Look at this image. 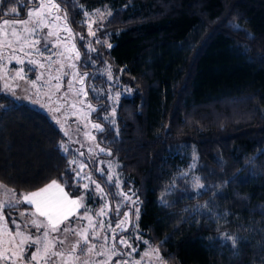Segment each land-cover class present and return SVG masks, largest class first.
Returning <instances> with one entry per match:
<instances>
[{
	"label": "trees",
	"instance_id": "16d2710c",
	"mask_svg": "<svg viewBox=\"0 0 264 264\" xmlns=\"http://www.w3.org/2000/svg\"><path fill=\"white\" fill-rule=\"evenodd\" d=\"M11 7L17 15L0 16V24L27 19L36 5L3 0L0 12ZM60 7L84 37L80 7L110 10L97 36L112 47L94 41L93 54L76 36L79 70L102 86L87 62L109 63L131 91L111 123L103 119L108 99H89L103 128L97 142L111 152L102 158L118 163L123 188L139 198L141 234L166 264H264V0H68ZM63 140L46 113L0 94V183L21 193L67 180L70 196L81 193ZM182 146L198 155L199 194L175 178ZM223 233L236 244L216 239Z\"/></svg>",
	"mask_w": 264,
	"mask_h": 264
},
{
	"label": "snow or ice",
	"instance_id": "6c2138e0",
	"mask_svg": "<svg viewBox=\"0 0 264 264\" xmlns=\"http://www.w3.org/2000/svg\"><path fill=\"white\" fill-rule=\"evenodd\" d=\"M3 0H0L2 3ZM36 7L30 10L27 13V16L30 18H36V22L32 27V31L30 36L34 35L37 32L43 31V28L48 27V23L45 21H49V23L55 24L56 21H63L65 29L68 33L71 34V28L67 25V13H64V16L61 17L58 15L60 10L61 3H68V0H60L59 3H56L55 0H49L47 7L49 9H55L56 12L49 11L48 13H43V9L45 8L42 0H33ZM73 5L75 6L76 0H72ZM96 14L99 15L101 22L103 21V13L97 9L95 10ZM12 15L15 17L17 15V9L15 7H11L8 9L7 13L0 12V16L3 15ZM81 14L85 17V20L82 21L88 28V35L95 36V32L92 31L91 25L95 23L94 20L91 19V16L81 9ZM111 15V13H109ZM29 23V20H19V19H2L3 25L9 24H22L26 25ZM234 27H238V25H233ZM100 30V29H97ZM5 35H9V33H4ZM10 35L16 37L17 43H30L33 49L36 48V45L39 44V39L35 41H30L28 38H21L17 35L16 31L13 30ZM54 33L49 31L46 36H52ZM79 37L80 40H84V36L79 33L75 34ZM250 35V34H249ZM57 39H60L59 37ZM99 39L96 40V43H101ZM7 46L11 47V42L6 41ZM55 47L54 43H50L45 39V45L43 50L36 49L38 54L43 55L44 52H50L52 48ZM84 47L88 52H93L95 49L91 47V42H87ZM108 48H111V44H107ZM73 50H75V45H72ZM17 51L24 52V48L21 47L19 49H13L12 55L16 59V63L19 66L17 69L13 70L10 76H0V79H3L5 82L0 85V91L12 95L15 97V89L7 82L9 78L15 80L17 78L25 80L27 74L25 73V69L23 65L27 63L28 72L35 73L37 71V65L40 68L44 67V64L36 61L34 59H21L16 55ZM25 56H30L31 52L24 53ZM80 58L79 51H75V59ZM51 59V56L48 57ZM71 59V57H69ZM0 60H3V54L0 53ZM70 67L72 69L76 68L75 64H71ZM110 67V66H109ZM121 71H123L121 69ZM67 75V74H66ZM88 73H79L73 72L71 74V79L68 81V89L62 94L60 99L67 97L68 93L72 91V80H75L77 76L80 77L79 83L81 85L80 92H82L85 96L87 95L84 92V80L87 78ZM108 79H112V74L110 71L107 73ZM43 79V73H40L35 79L31 80L30 83L35 88L36 95L40 94L41 89L35 87L37 81ZM55 79H59V77H55ZM18 86V85H17ZM55 90L59 91L61 88V84L57 83L55 86ZM95 91V89H93ZM130 91V89H129ZM48 95L49 101H52L51 93ZM120 95L119 92L115 94V98H118ZM31 99V97H28ZM35 103H39L38 100L33 101ZM54 103L59 104V100L53 101ZM43 107H49V110L52 112H59L61 110V106L51 108L49 105H42ZM70 107H75V104L70 105ZM87 107L91 111H96V109L92 106L91 103H88ZM112 115H115V108L112 109ZM56 119L55 116L52 117ZM104 120H108V117H103ZM59 123V121H56ZM110 123L112 121H109ZM93 128L103 131V128L100 124H93ZM68 135L67 132L64 133ZM71 139V137H69ZM95 139V137H92ZM83 147V145H81ZM61 150L67 156L69 149L68 147L61 142L60 144ZM77 151H79L77 149ZM92 149H89L91 152ZM100 151H105V149L101 148ZM111 155V152H108ZM80 156H83V152H79ZM196 157H194V160ZM70 167L69 171L73 173V185L72 187H81L82 189H88L89 184L85 183L80 185V180H89L94 187L91 189L93 196H96L99 193L98 199L104 201V207L100 208L99 211L95 213L97 217L106 216L107 211H111L116 218L115 227L112 226L111 219H109L107 229L105 230L104 222L101 220L99 224L95 223L93 217L89 215L92 212V209L87 207L84 203L83 194L78 193L75 197L70 196L68 191H65L64 185L67 184V180H64L63 176L61 180H64L62 184L57 179H52L49 183H46L43 187H40L33 191L21 192L17 193L15 189L8 188L7 185L0 183V189H3L2 196H0V221L3 223H7V218L3 215V210L5 208L11 210L15 209L21 204H26L31 209L28 211V216L30 217L29 221H24V230H21L20 222L17 221L16 218L12 219V224L15 226L14 230L10 228H2L0 229V261H6L8 264H17V262H24L25 257H27V264H78L81 261V256L88 257H103L104 259H93L89 261L88 259H84L82 264H111V261L115 257H120L121 259L116 260V264H129L128 259H124L125 257H131L134 253L139 251L138 246L133 247L132 243L129 239L125 238L122 233L127 231L125 227L126 224L129 223V215L130 208L126 210L123 214L120 209L124 207L126 204L131 206H135L139 203V198L137 197L135 200L132 199L135 196V192L129 190V192H123L122 190L116 191L113 193L114 197H120V201L114 205H110L107 201V194L104 193L100 184L96 183L95 180L91 179L90 175H82L83 169L86 166L83 162H79L74 159H70L68 161ZM77 164L79 170L71 168V165ZM195 167V163H193L189 170ZM101 176L104 178L105 182L114 189L119 188L118 177L117 182H113V178L111 175H105L102 169H97ZM188 175L187 172L181 173L182 178H186ZM175 187L174 183L172 188L166 189V192L171 191ZM191 187L193 190H197L199 194V190L205 188V185L201 183V179L198 176H194L192 178ZM161 202L166 203L163 199V195L161 196ZM200 207H207V205H203ZM83 208L84 211L81 213L80 209ZM107 210V211H106ZM199 210V209H198ZM24 212H20L19 216H24ZM134 215L136 219L139 218V207H135ZM40 217L44 219L41 220ZM83 221H87L86 225L79 226ZM63 225V228H61ZM79 226V227H78ZM31 227L36 230L38 234H31L27 232V229ZM135 227V226H133ZM119 229V232L116 231ZM42 230V231H41ZM91 230V240L89 238V231ZM100 230H104V235L101 238ZM54 233H64L70 234L74 237H78L72 244L71 251L67 254L63 251L56 250V245L59 244L61 248L64 245V240L60 239L57 236H52ZM7 236V239H4V236ZM117 236L120 238L117 240ZM51 237V238H50ZM222 239H226L231 241L232 245L236 244V237L230 236L227 233H224L221 237ZM102 239V243L97 248V244L92 241ZM133 240L140 241L146 246V250L140 252L139 259H135L132 261V264H152V261L159 260L161 264H163L162 257L159 252V246L153 248L147 240H142L139 234L132 237ZM109 240L111 243L109 244ZM6 245V247H5ZM117 245L120 247L118 248ZM124 249H128V251H124ZM79 250V252H78ZM56 258L53 260V258Z\"/></svg>",
	"mask_w": 264,
	"mask_h": 264
},
{
	"label": "rangeland",
	"instance_id": "374dc122",
	"mask_svg": "<svg viewBox=\"0 0 264 264\" xmlns=\"http://www.w3.org/2000/svg\"><path fill=\"white\" fill-rule=\"evenodd\" d=\"M42 2L45 5V8L43 9V13H48L49 11L56 12L55 9H49L47 7L49 0H42ZM35 7H32L30 10L34 9ZM80 9H83L86 11L90 16L91 19L95 21V23H92L91 28L92 31L95 32V36L88 35L84 37V40H81L83 45H85L87 42H91V47L95 49L92 53L94 54L96 52V48L93 45V42L97 39H99L101 44H104L107 47V44H110L107 39H101L97 36V33L99 30V24L101 23V20L99 18V15L96 14L95 10H88L85 7H80ZM29 10V11H30ZM103 13V20L109 15L110 10L107 7L99 9ZM58 15L61 17L64 16V11L60 7V10L58 12ZM83 16V15H82ZM25 20H29V23L26 25L22 24H9V25H3L0 24V53L3 54V60H0V76H10V74L13 72V70L17 69L19 66L16 63L15 57L12 55L13 49H19L21 47L24 48V52L17 51L16 55L19 56L21 59H34L36 61H39L44 64L43 68H40L37 65V71L35 73H29L28 72V65L25 63L23 65L25 69V73L27 74L26 79H11L9 78L7 82L11 84V86L15 89V97L12 95H8L2 91H0V94L6 95L18 102H22L24 104L29 105L32 108H35L37 110H40L44 113H46L51 121L54 123V125L61 131L64 140L63 143L68 147L69 152L68 156L70 159L77 160L79 162H83L86 166L83 169L82 175H90L92 180H95L96 183L100 184L101 188L103 189L104 193L107 194V201L110 205H114L120 201V197H114L113 193L109 194L106 190H104L102 182L97 181L94 178L93 171L101 176L100 172L97 169H102L105 173V175H111L113 178V182H117L118 177V183L119 188L115 189L116 191L122 190L123 192H129L130 189L125 190L122 186L123 180L122 175L119 173L118 168L119 165L116 162H113L109 159H104L102 156H109L107 150L104 147H101L97 142V134L101 131L95 129L92 127L94 123L92 120V115L95 111H91L87 105L90 102L89 96L91 95L94 99H100L101 97L105 96L108 99L109 103V111L104 115V117H108L107 121H114L116 118V110L118 106V101L122 97V95H131V91H129V88L126 85H123L113 74L112 68L109 63H105V65L102 68H99L97 65V62L93 60L92 58H89L88 65H91V69L95 70L96 77L101 78L103 80L102 86H99L97 83H94V78L89 77L91 76L90 73L84 80V92L87 93L85 96L82 92H80L81 85L79 83L80 77L77 76L75 80H72V91H70L67 95V97H64L63 99H60L62 94L68 89V81L71 79V74L75 72H80L79 70V62L80 59H75V51H79L77 44H76V35L71 29V34L68 33L65 29L64 22L56 21L55 24L49 23V21H45V23H48V27L43 28V31L37 32L34 35L30 36V33L32 31V27L36 22V18H30L28 17ZM85 20V17L83 16V21ZM68 27L69 24L67 22ZM86 26V25H85ZM87 28V26H86ZM15 30L17 35L19 37L28 38L30 41H35L36 39H39V44L36 45V48L33 49L31 47L30 43H17L16 37L10 35V33ZM52 31L54 35L52 36H46V34ZM88 32V28H87ZM4 33H9V35H5ZM60 39H57V38ZM45 39L49 41L50 43H54L55 47L51 49L50 52H44L43 55L38 54L36 49L43 50L45 45ZM6 41L11 42V47L7 46ZM75 45V50H73L72 45ZM31 52L30 56H25L24 53ZM80 53V52H79ZM51 56V59L49 60L48 57ZM71 57V59H69ZM71 64H75L76 68L72 69L70 67ZM87 65V64H86ZM110 66V67H109ZM89 69V68H88ZM108 71L112 74V79L109 80L107 73ZM40 73H43V79L37 81V84L35 87H38L41 89L40 94L36 95L35 88L30 83L31 80L35 79L37 76L40 75ZM67 74V75H66ZM82 74V73H81ZM55 77H59V79H55ZM5 81L3 79H0V85H2ZM57 83L61 84V88L59 91L55 90V85ZM18 85V86H17ZM95 89V91H93ZM119 92L120 95L118 98H115V94ZM48 93H51L52 95V101H49L48 99ZM28 97H31L29 99ZM38 100L39 103H35L33 101ZM59 100V104L54 103L53 101ZM75 104V107H70V105ZM42 105H49L51 108H55L58 106H61V110L59 112H52L49 110V107H43ZM93 106V105H92ZM94 107V106H93ZM97 110V107H94ZM115 108V115H112V109ZM55 116L56 119H53L52 117ZM59 121L57 123L56 121ZM67 132L68 135H65L64 133ZM71 137V139H69ZM92 137H95V139H92ZM83 145V147H81ZM92 149L91 152H89V149ZM103 148L105 151H100V149ZM77 149L79 151H77ZM79 152H83L84 155L80 156ZM179 164L177 166V173L175 178L181 179V173L187 172L188 175L185 179H187L190 184L192 183V178L194 176H198L197 173V166H198V155L196 153V150L192 146H182L181 150L179 151ZM194 157L196 159L194 160ZM99 158V159H97ZM195 163V167L189 170L190 166ZM93 166V167H92ZM71 168L77 169L78 165L73 164L71 165ZM81 185L82 184H89L88 189H82L81 193L84 196V203L87 207L92 209V212L89 213L90 216L93 217V220L95 223L99 224V222L102 220L105 225V230L107 229V225L109 222V219H111L112 226L115 227L116 224V218L114 217L113 213L111 211H107L106 216H100L97 217L95 213L99 211L100 208L104 207V201L101 199H98L99 193H97L96 196H93L91 189L94 187V185L89 180H80ZM173 183L175 185V181L170 183L166 189L172 188ZM174 189V188H173ZM164 192V194H169L173 191ZM202 190H199V193ZM131 191L135 192L134 189L131 188ZM197 192V190H195ZM137 198L136 192L135 196L132 197L133 200ZM113 201V203L111 202ZM135 207L140 208V202L135 206H129L125 205L120 209L121 213L123 214L126 210H129L130 208V215H129V223L125 225L127 228V231L122 233V235L129 239L132 243L133 247L139 248V251L137 253H134L131 257H125L124 259L129 260V264H132V261L135 259H139L140 252H143L146 250V246L141 243L140 241L133 240L132 237L139 234L142 238V240H147L141 232L139 231V228L137 226L138 220L135 217V220H132V213L135 211ZM8 213H5L3 210V215L7 218V223H3V221H0V229L2 228H10L13 229L15 226L12 224V219L16 218L18 222H20L21 230H24V221H29L30 218H17L15 214H13L11 210L7 209ZM84 211L83 208H81V213ZM28 213V212H26ZM140 214V213H139ZM41 220H43V217H40ZM139 219V218H138ZM87 221H83L81 225H86ZM78 226V227H79ZM135 226V227H133ZM63 228V225L61 226ZM42 231V230H41ZM117 232H119V229H116ZM28 233L31 234H38L34 228L29 227L27 229ZM224 234V233H223ZM219 235L216 237V239L220 240L221 242H231L226 239H222V235ZM228 234V233H227ZM91 230L89 231V238L91 240ZM104 235V230H100V236L101 238ZM230 235V234H228ZM52 236H57L60 239H63L64 245L61 248L59 244L56 245V250L63 251L64 253H68L71 251L72 244L75 240L78 239V237H74L70 234H64V233H54ZM233 236V235H230ZM235 237V236H234ZM8 237L5 235L4 239H7ZM51 238V237H50ZM120 237L117 236V240ZM237 241V237H236ZM93 243L97 244V248H99V245L102 243V239H98L95 241H92ZM149 242V241H148ZM111 241L109 240V244ZM150 244V243H149ZM151 245V244H150ZM153 248L156 246L151 245ZM6 247V245H5ZM119 248L120 246L117 245ZM124 251H128V249H124ZM79 252V250H78ZM161 255V254H160ZM56 258L54 257L53 260ZM84 259H88L89 261H92L93 259L99 260L104 259L103 257H93L88 256L84 257L81 256V261L78 262V264H82V261ZM121 259L120 257H115L111 261V264H116V260ZM163 260V259H162ZM0 264H8L6 261H0ZM17 264H27V257H25L24 262H17ZM152 264H161V261L159 260H153ZM163 264H166L163 261Z\"/></svg>",
	"mask_w": 264,
	"mask_h": 264
},
{
	"label": "crops",
	"instance_id": "0c3cea01",
	"mask_svg": "<svg viewBox=\"0 0 264 264\" xmlns=\"http://www.w3.org/2000/svg\"><path fill=\"white\" fill-rule=\"evenodd\" d=\"M65 191H66V190H65ZM2 192H3V189H0V196H2ZM30 210H31V209L29 208L28 205H26V204H21V205L18 206L17 208L12 209L11 212H12L13 214H15V216H16L17 218L23 219V218H30V217L28 216V214L26 213V212H28V211H30ZM4 211H5V213H8L7 208H5ZM80 211H81V209H80ZM20 212H24L25 215H24V216H19V213H20ZM61 226H62V225H61Z\"/></svg>",
	"mask_w": 264,
	"mask_h": 264
}]
</instances>
